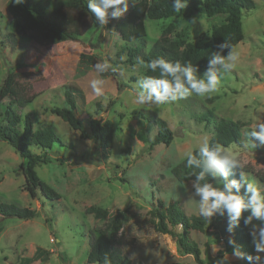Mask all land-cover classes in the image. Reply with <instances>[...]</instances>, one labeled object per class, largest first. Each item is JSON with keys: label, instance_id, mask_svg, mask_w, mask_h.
I'll return each mask as SVG.
<instances>
[{"label": "rangeland", "instance_id": "1", "mask_svg": "<svg viewBox=\"0 0 264 264\" xmlns=\"http://www.w3.org/2000/svg\"><path fill=\"white\" fill-rule=\"evenodd\" d=\"M9 1L0 0V89L8 77L14 76L20 95L32 101L18 112L28 114L34 127L51 126L60 138L48 152L50 163L35 169L60 199L44 206L40 200L31 199L22 187L24 179L18 170L21 160L0 140V203L37 212L31 220L0 216V264H88L89 246L98 231L120 211L126 216L112 245L131 264H193L191 256L178 255L170 236L155 229L151 212L157 201L166 206L177 202L187 218L204 220V231L190 233L204 264H242L225 252L224 241L230 237L226 216L216 215L207 222L199 214V198L192 196L191 182L180 183L171 171L186 160L188 151L199 148L205 135L211 139L214 120L237 122L244 135L257 123L255 117L264 122V0H253L255 11L243 15V40L234 48L238 59L224 73L217 91L202 96L193 93L186 99L159 105L136 103L134 87L145 76L146 67L125 63L121 51L124 43L115 30L116 22L135 5L134 0L121 18L91 28L76 42L58 44L43 41L36 31L11 33ZM221 22L194 14L161 22L146 18L147 38L141 53H147L162 36L170 40L179 37L203 48L211 43V27ZM82 57L86 62V57H91L92 61L79 75L77 71L84 70V65L78 67ZM105 59L115 67L117 81L107 72L97 77L93 65ZM95 78L105 81L101 96L90 87ZM66 87L74 91L76 115L84 124L94 120L99 125L107 121L112 124L109 150H102L91 139L81 140L77 132L51 114L53 109L65 106ZM7 101L0 98V115ZM208 114L209 122L201 119ZM152 115L172 131L169 145H150L157 132ZM245 143L234 150L243 168L251 171L250 180L264 185L256 177H264V146L256 142L258 146L253 149ZM94 206L107 211L106 220L86 214ZM247 214H242L241 221ZM176 231L180 233L179 228ZM254 254L260 255L264 264V253L255 250Z\"/></svg>", "mask_w": 264, "mask_h": 264}, {"label": "trees", "instance_id": "2", "mask_svg": "<svg viewBox=\"0 0 264 264\" xmlns=\"http://www.w3.org/2000/svg\"><path fill=\"white\" fill-rule=\"evenodd\" d=\"M134 1L135 5L129 13L115 24V30L124 43L121 51L122 54H125V63L131 67L138 64L146 67L148 61L163 57L172 62H191L198 67V74L204 72L207 60L211 58L212 53L219 51V44L225 41L235 48L239 42H242L243 15L256 9L253 0H188L187 7L176 13L171 8V0ZM87 4L88 0H24L21 4L10 0L7 8L13 16L9 24L11 33L36 31L40 38L47 43L76 42L91 28L99 26L95 16L88 11ZM193 14L205 16L206 19L212 21L222 20L219 25L211 27L210 44L199 48L179 37L170 40L162 36L157 42H154L147 53H141V48L145 46L144 41L147 38L144 26L146 18L161 22L170 20L177 15ZM228 51L225 49L221 54L226 56ZM84 59L85 57H82L78 64V67L84 65L83 71L81 69L77 71L79 75H83L88 70V62L92 61L91 57H86L87 62ZM107 74L117 81L115 72L109 70ZM145 75L158 76L159 70L153 73L146 67ZM117 87L120 89L119 84ZM0 98L8 99V103L2 108L0 115V140L7 144L21 160L18 170L24 179L22 187L31 199L40 200L42 205L55 203L60 199V196L40 180L35 169L50 163L48 152H51L60 143V138L51 126L34 127L28 114L21 115V110L30 105L32 101L20 95L19 85L15 82L14 76L8 77L4 81L0 89ZM64 102V107L53 109L51 114L60 118L72 132H77L81 140L91 139L98 143L102 150H109L114 135L112 124L107 121L104 125H99L94 120L89 121L86 125L78 119L74 91L68 87L64 91ZM19 110L20 112H18ZM137 115L143 119L140 114ZM152 116L157 132L150 145H169L172 141V131L163 120L154 119L155 117ZM201 119L209 122L211 117L209 114L202 115ZM214 125L215 131L210 139L211 142L230 147L233 144L239 146L247 140L237 122L219 119L214 120ZM34 151H38L39 154ZM243 170L248 174L251 173L246 168ZM198 171L199 169L187 167L185 160L175 166L171 173L180 183H186L191 182L194 179V173ZM256 177L261 183H264L263 176L257 175ZM233 178L236 177H229V179ZM157 203L158 205L151 212L157 232L171 237L176 245L175 249L178 255L191 256L193 264H204L200 259V250L197 244L190 240L191 231H204V220L199 217L187 218L177 202L167 206L161 201H157ZM85 212L100 221L106 220V216H108L106 210L95 206L88 208ZM0 216L7 219L11 217L19 220H31L37 216V212L14 204L0 203ZM125 216L123 211L118 212L110 217L103 229L98 231L95 242L89 246L88 264H131L129 259L112 245ZM177 228L180 233L176 231ZM1 232L2 228L0 227V234ZM229 239L234 240L235 243L230 245ZM224 244L225 252L228 254L233 255L234 248L243 253L245 258H239L242 264H248L246 260L248 255L255 256V247L243 221L240 222V226L234 230V233L225 239Z\"/></svg>", "mask_w": 264, "mask_h": 264}, {"label": "clouds", "instance_id": "3", "mask_svg": "<svg viewBox=\"0 0 264 264\" xmlns=\"http://www.w3.org/2000/svg\"><path fill=\"white\" fill-rule=\"evenodd\" d=\"M21 4L24 0H15ZM130 0H88L87 8L99 25L105 26L110 19H118L128 12ZM188 0H171V8L179 13L185 9ZM219 51H214L207 60V67L202 74L197 66L191 62L168 61L163 57L148 61L146 67L158 76L145 75L136 82L134 87L136 103L141 105H159L186 99L195 93L198 96L217 91L220 87L224 73L234 66L238 55L235 49L227 42L218 45ZM228 49L227 55L221 53ZM123 59V57H122ZM144 63V61H141ZM97 77L111 70L115 72L107 59L93 65ZM105 81L95 78L90 87L96 96L103 95L102 86ZM257 123L251 131H246L245 147L256 148L259 143L264 146V122L260 117H255ZM237 146L225 147L214 143L205 135L197 151L186 153V166L199 169L194 173L191 181L194 192L193 197H198L201 217L210 222L219 215L227 218L226 231L233 234L240 226L243 213V224L249 227V235L257 253H264V185H258L249 180L248 173L243 170L238 153L234 150ZM236 177L229 179V177ZM211 179H208V178ZM257 221L258 223H254ZM228 243L233 245L234 240ZM233 255L245 258L238 249H233ZM248 264H262L260 255H248Z\"/></svg>", "mask_w": 264, "mask_h": 264}]
</instances>
